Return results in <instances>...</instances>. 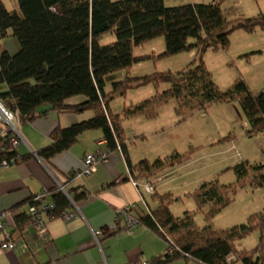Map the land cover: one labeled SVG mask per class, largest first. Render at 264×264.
Listing matches in <instances>:
<instances>
[{
  "label": "trees",
  "instance_id": "16d2710c",
  "mask_svg": "<svg viewBox=\"0 0 264 264\" xmlns=\"http://www.w3.org/2000/svg\"><path fill=\"white\" fill-rule=\"evenodd\" d=\"M18 11L6 9L0 0V40L11 35L19 49L11 54L0 52V102L15 115L19 122H28L49 110L80 112L91 110L93 116L66 128H56L51 143L37 151L45 160L69 149L84 131L100 129L109 150L120 146L126 160L127 150L120 119L112 115L109 101L115 94L123 95L126 89L148 83H167L169 87L154 98L124 108L126 116L143 114L154 116L149 106L162 104L170 98L177 101L175 112L187 113L204 109L214 101L237 100L244 112L248 134L264 130V87L253 95L242 78H236L226 91H220L211 79L202 56L207 49H226L229 36L236 30H264V13L249 18L227 19L221 10V1L186 3L166 6L165 0H16ZM107 34L113 42L101 44ZM159 37L165 49L158 57H168L196 49V59L176 72H158L138 78L125 75L105 91L106 82L113 73L128 72L133 63L147 56L133 55V48ZM192 39V42H188ZM82 95L86 99L70 105L67 99ZM186 113V112H185ZM2 158L19 161L15 149L4 152ZM188 156L173 152L165 159L153 162L141 159L129 170L134 179L153 175L164 167L183 165ZM238 181L243 182L248 169L260 171L256 186L264 188V162L249 166L245 162L234 165ZM263 171V172H261ZM242 182L240 184L242 185ZM235 185L219 184L216 179L203 182L194 192L197 209L209 205L206 225L197 229L191 212L174 217L169 210V193L152 194L158 201L154 209L139 215L140 224L148 227L172 248L153 264H163L179 256L191 257L202 264H264V210L249 216L244 224L217 231L210 225L211 218L232 200ZM85 193L69 197L56 187L49 192L48 201L53 209L48 214L61 216L72 202L85 197ZM167 196V197H164ZM32 203V197L28 201ZM28 204V205H29ZM28 221L27 216L25 217ZM260 231L258 244L250 251L237 250L234 241L254 229ZM122 229L120 223L111 232ZM229 256L233 258L227 260Z\"/></svg>",
  "mask_w": 264,
  "mask_h": 264
},
{
  "label": "rangeland",
  "instance_id": "374dc122",
  "mask_svg": "<svg viewBox=\"0 0 264 264\" xmlns=\"http://www.w3.org/2000/svg\"><path fill=\"white\" fill-rule=\"evenodd\" d=\"M212 1L165 0V5ZM217 1H221L220 7L227 19L249 18L264 13V0ZM2 2L7 10L18 11L16 0ZM114 39V35L107 34L99 42L104 45ZM192 41L188 39V42ZM164 49L163 37L134 47L133 55L147 57L133 63L128 72L121 70L113 73L106 82L105 91H111L112 83L123 80L126 73L132 78H138L158 72H176L186 68L197 57L196 49L158 57ZM202 59L220 91H226L236 78H242L251 93L256 95L264 87V30L258 27L251 32L236 30L229 36L226 49H207ZM168 87L167 83H148L129 88L123 95L115 94L108 104L110 113L120 119L128 153L137 161L147 159L153 162L157 158L165 159L173 152L189 157L185 165L164 167L153 175L140 179L155 181L162 177L165 184L159 187L156 194L169 193V210L172 215L181 218L185 212H191L197 229L206 225L205 215L210 206L197 209L193 196L196 189L203 182L214 179L219 184L235 185L230 203L216 213L209 223L217 231L246 223L250 215L264 210V188L256 186L260 171L248 169L242 182L237 180L232 167L242 161H246L251 167L264 162V130L248 134L250 126L237 100L214 101L204 109H195L190 113H187L184 106L186 113L177 114V101L170 98L165 103L149 106L154 112L151 118L143 114L135 117L124 115V108L154 98ZM157 184L159 185V181ZM145 198L150 204L151 195H145ZM259 236L260 231L256 228L241 239H236L234 247L250 251L258 244ZM234 264L242 263L237 260Z\"/></svg>",
  "mask_w": 264,
  "mask_h": 264
},
{
  "label": "crops",
  "instance_id": "0c3cea01",
  "mask_svg": "<svg viewBox=\"0 0 264 264\" xmlns=\"http://www.w3.org/2000/svg\"><path fill=\"white\" fill-rule=\"evenodd\" d=\"M18 49L15 37L8 35L0 40V52L7 50L13 54ZM85 99L78 95L66 102L75 105ZM92 116L91 110H49L32 121L15 120L19 138L15 153L20 160L6 167L0 166V212H11L6 232L15 247L7 251L0 249V264H130L137 260L153 264L155 258L163 256L165 240L142 224L130 232L122 229L111 232L115 217L123 208L134 205L133 213L139 216L145 206L154 209L158 205L152 197L149 204L145 195L150 194L146 193H142L141 201L139 190L132 184L134 175L129 170L128 161L134 165L141 159L137 161L131 157L127 146L128 161L121 150H114L93 173L81 177H72L71 174L82 170L85 154L104 147L100 146L103 139L100 129L84 131L69 149L48 160L37 155L39 149L51 143L50 134L54 129L66 128ZM157 179L160 180L156 192L165 184L162 177ZM58 184L64 185L72 195L82 192L86 195L67 208L66 211L76 213L75 217H46V230L39 235L25 218L28 201L43 189L52 191ZM96 230L103 231L98 241L93 237ZM3 242L4 236L0 232V244ZM163 264L202 263L179 256Z\"/></svg>",
  "mask_w": 264,
  "mask_h": 264
},
{
  "label": "built area",
  "instance_id": "2783aa9c",
  "mask_svg": "<svg viewBox=\"0 0 264 264\" xmlns=\"http://www.w3.org/2000/svg\"><path fill=\"white\" fill-rule=\"evenodd\" d=\"M15 115L9 110L5 109L2 103L0 102V122L2 125L0 126V147L1 153L3 154L6 151H11L16 148L19 144V138L16 134L15 127ZM91 153H87L83 157V168L80 171H76L71 174V176L81 177L85 175H89L96 170V166L100 163L105 162L111 154V150H109L106 146V139H102L100 142V146ZM117 150H121L120 146L117 145ZM239 156V153H236ZM14 162L8 161L5 158L0 160V166L6 167ZM157 180H134L131 179L132 184L139 190L141 195V201H143L142 193L146 194H154L157 189ZM56 188L62 191L69 197V192L66 187L62 184H58ZM49 191L43 189L42 191L36 193L32 196V203L28 205L26 216L28 218V222L35 228L37 234L41 235L46 230V217L49 218H57L53 215L48 214L49 211L53 209V205L48 201ZM72 205H75L72 202ZM127 206L120 210L115 217V224L120 223L122 225V230L126 232H130L131 229L139 225L138 216L133 213L132 207ZM146 212H149V208L145 206L144 209ZM76 213L74 211H65L58 216L59 218L69 219L71 217H75ZM11 218L10 211H1L0 212V232L3 233L4 242L0 244V249L3 251L12 250L15 247V242L11 239L10 234L6 232V229L9 226V220ZM102 230H96L93 233L94 241H98V236L102 233ZM165 252H172V248L166 243ZM164 252V253H165ZM233 257L229 256L227 260H231ZM130 264H152L148 261L137 260Z\"/></svg>",
  "mask_w": 264,
  "mask_h": 264
}]
</instances>
